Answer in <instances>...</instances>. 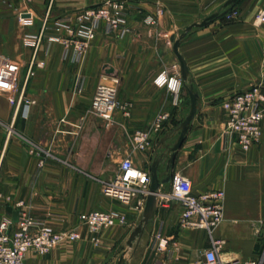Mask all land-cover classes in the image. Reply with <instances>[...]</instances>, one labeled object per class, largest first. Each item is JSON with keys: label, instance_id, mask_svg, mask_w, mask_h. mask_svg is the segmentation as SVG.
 Returning a JSON list of instances; mask_svg holds the SVG:
<instances>
[{"label": "crops", "instance_id": "crops-1", "mask_svg": "<svg viewBox=\"0 0 264 264\" xmlns=\"http://www.w3.org/2000/svg\"><path fill=\"white\" fill-rule=\"evenodd\" d=\"M102 1L0 0V223L14 219L15 204L23 202L36 219L81 234V240L64 242L47 255L29 254L28 264H199L212 240L203 230L179 226L181 207L164 196L171 192L170 183L162 184L150 219L146 204L138 210L137 200L126 205L102 193V182L113 180L127 157L151 173L153 163L164 155L161 180L179 173L190 179L196 195L225 191L224 220L212 233L224 241L219 259H260L264 137L243 150L235 136L224 132L222 103L264 79V23L258 21L264 0H240L227 7L230 0H125L126 9L115 14L122 28L97 29L95 40L78 59L65 57L60 42L42 43L36 61L44 66H35L30 75L34 50L25 38L39 33L46 15L48 34L59 36L64 30L56 31L55 21L74 18ZM159 9L163 14L157 24H146V17L156 16ZM23 12L31 13L32 24L20 22ZM215 14L219 17L206 27H194ZM177 40L189 70L179 105L168 89L154 83L163 69L179 65ZM115 80L118 99L129 115L118 110L115 122L108 123L89 109L97 85ZM191 85L198 110L167 172L180 135L177 128L190 111ZM162 112L169 119L152 135L151 148L133 150L131 135L151 131ZM93 211L121 213L128 223L102 229L96 245L80 221L81 214ZM161 240L167 246L160 250Z\"/></svg>", "mask_w": 264, "mask_h": 264}, {"label": "built area", "instance_id": "built-area-1", "mask_svg": "<svg viewBox=\"0 0 264 264\" xmlns=\"http://www.w3.org/2000/svg\"><path fill=\"white\" fill-rule=\"evenodd\" d=\"M29 1V0H27ZM126 9L125 0H103L100 5L88 7L77 12L76 16L63 17L54 22V29L64 30L63 35L48 34L50 21L49 15L43 20L38 34L27 35L25 41L30 45L34 54L30 64V75L35 66H44L43 62L37 63L36 57L42 43L60 42L65 57L72 55L80 58L96 38V31L102 27L108 30L123 27L120 17ZM29 13L20 14V22L32 24L33 18ZM163 11L159 9L156 16L149 15L145 19L148 25H156ZM233 13L228 15L233 17ZM258 21L264 23V12L259 13ZM154 83L160 88L170 91L175 105L180 104L184 87L182 72L178 64L163 69L155 78ZM119 81L113 84L99 83L96 87L89 113L108 123L115 122L118 110L129 112L125 105L118 99ZM14 104L15 101L12 100ZM30 104V101H26ZM21 104L20 102L18 103ZM222 107L226 112L224 123L225 134L235 136L240 147L248 151L254 145L261 143L264 137L262 124L264 122V79L246 91L235 93L227 97ZM169 119V114L162 112L155 119L151 131H136L130 137L133 150L146 151L152 146V135L163 129L164 123ZM43 162H40V167ZM171 192L164 195L169 200L180 205L178 224L182 229H198L205 231L212 240V246L203 252V261L199 264H264V255L258 260L223 262L219 259L224 247L223 240L213 238V231L224 220V204L226 193L223 190H211L196 195L193 193L192 183L186 176L175 173L171 175ZM151 185V173L141 170L134 165L130 157L124 159L120 165L117 176L107 182H102L104 196L116 199L123 204L131 205L137 200L136 208L145 207ZM23 202H17L18 222L7 218L0 223V264H28L27 257L33 253L44 256L51 253L64 242L81 240L77 230H57L45 221L36 219L27 210ZM80 221L87 226L92 241L98 245L96 235L102 230L117 225H126L127 217L118 212L93 211L80 215ZM16 226L15 228H13ZM160 236H158L159 238ZM167 242L160 241L159 249L166 248Z\"/></svg>", "mask_w": 264, "mask_h": 264}, {"label": "water", "instance_id": "water-1", "mask_svg": "<svg viewBox=\"0 0 264 264\" xmlns=\"http://www.w3.org/2000/svg\"><path fill=\"white\" fill-rule=\"evenodd\" d=\"M240 0H230L227 4V6H233L236 3H238ZM219 17L218 14L212 15L211 17L207 18L205 21L195 24L194 27H206L209 23H211L212 21H214L215 19H217ZM179 44H180V40L175 41V45H174V50H175V54L178 58L179 61V65L181 68V72H182V78L183 81L186 82L188 81V77H189V70L187 67L186 62L184 61L183 57L181 56L180 52H179ZM189 95H190V111L189 114L186 116V118L180 123L179 127L177 128V131L180 132V135L178 137V140L176 142V144L171 148V155L168 159V166H167V172L170 171L174 160L177 156L178 151L181 149L186 136L190 130V126L192 124V121L194 120L197 110H198V95L197 93L194 91V87L193 85H191L189 87ZM164 155H162L161 157H159L152 166L151 169V185H150V190H149V196L147 198V203H146V208H145V215L147 218H151L156 204H157V199H158V193L159 190L162 186V184H168L171 182V174L168 173V176L166 179L161 180L159 178L158 175V170H159V165L161 163V161L163 160ZM18 213L16 212L14 214V222H18ZM119 264H124L123 261H121Z\"/></svg>", "mask_w": 264, "mask_h": 264}, {"label": "rangeland", "instance_id": "rangeland-1", "mask_svg": "<svg viewBox=\"0 0 264 264\" xmlns=\"http://www.w3.org/2000/svg\"><path fill=\"white\" fill-rule=\"evenodd\" d=\"M172 65H173V64H172ZM172 65H169L168 67H170V66H172ZM185 118H186V116L184 117V119H185ZM184 119H183V120H184ZM168 189H169V188H168Z\"/></svg>", "mask_w": 264, "mask_h": 264}]
</instances>
